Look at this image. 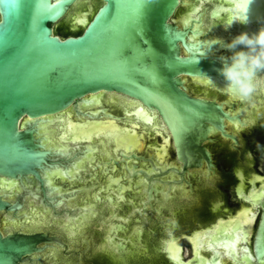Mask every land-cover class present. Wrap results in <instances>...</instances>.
I'll return each mask as SVG.
<instances>
[{"label":"water","instance_id":"1","mask_svg":"<svg viewBox=\"0 0 264 264\" xmlns=\"http://www.w3.org/2000/svg\"><path fill=\"white\" fill-rule=\"evenodd\" d=\"M261 27L264 0H0V264H264V71L233 96L216 43Z\"/></svg>","mask_w":264,"mask_h":264},{"label":"clouds","instance_id":"2","mask_svg":"<svg viewBox=\"0 0 264 264\" xmlns=\"http://www.w3.org/2000/svg\"><path fill=\"white\" fill-rule=\"evenodd\" d=\"M216 43L232 53L222 58L220 70L227 91L241 100H251L257 90L256 74L264 71V27L251 35L243 32L227 43L217 38ZM240 46L244 50L237 51Z\"/></svg>","mask_w":264,"mask_h":264},{"label":"rangeland","instance_id":"3","mask_svg":"<svg viewBox=\"0 0 264 264\" xmlns=\"http://www.w3.org/2000/svg\"><path fill=\"white\" fill-rule=\"evenodd\" d=\"M98 2V0H94ZM79 6L76 7V9ZM70 16L63 18L62 20L58 21L57 23L52 25V28L55 32H57L60 36H66L70 31L71 22H69Z\"/></svg>","mask_w":264,"mask_h":264},{"label":"snow or ice","instance_id":"4","mask_svg":"<svg viewBox=\"0 0 264 264\" xmlns=\"http://www.w3.org/2000/svg\"><path fill=\"white\" fill-rule=\"evenodd\" d=\"M204 83H209V82H207V81H203ZM240 239V237H239V235L237 236V240H239Z\"/></svg>","mask_w":264,"mask_h":264},{"label":"bare ground","instance_id":"5","mask_svg":"<svg viewBox=\"0 0 264 264\" xmlns=\"http://www.w3.org/2000/svg\"><path fill=\"white\" fill-rule=\"evenodd\" d=\"M75 24H76V23H75ZM74 27H76V28H77V27H78V24H76Z\"/></svg>","mask_w":264,"mask_h":264},{"label":"flooded vegetation","instance_id":"6","mask_svg":"<svg viewBox=\"0 0 264 264\" xmlns=\"http://www.w3.org/2000/svg\"><path fill=\"white\" fill-rule=\"evenodd\" d=\"M72 25H73V27H74L76 24H75V23H73Z\"/></svg>","mask_w":264,"mask_h":264}]
</instances>
